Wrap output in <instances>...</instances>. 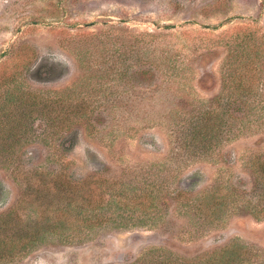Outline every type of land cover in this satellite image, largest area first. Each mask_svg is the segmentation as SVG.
Returning <instances> with one entry per match:
<instances>
[{"label": "rangeland", "instance_id": "obj_1", "mask_svg": "<svg viewBox=\"0 0 264 264\" xmlns=\"http://www.w3.org/2000/svg\"><path fill=\"white\" fill-rule=\"evenodd\" d=\"M247 32L264 38V0H0V128L5 114H25L6 156L22 173L63 164L72 178L123 180L177 168L172 189L224 186L239 196L217 225L169 203L132 218L112 211L111 222L45 238L19 258L0 255V264H130L156 249L191 259L231 243L264 264V67L252 94L223 102L222 63ZM43 92L84 117L50 136L31 119L30 99ZM207 110L237 121L207 155L177 156L185 121ZM18 175L0 165V213L18 197Z\"/></svg>", "mask_w": 264, "mask_h": 264}, {"label": "trees", "instance_id": "obj_2", "mask_svg": "<svg viewBox=\"0 0 264 264\" xmlns=\"http://www.w3.org/2000/svg\"><path fill=\"white\" fill-rule=\"evenodd\" d=\"M263 67L264 38L255 32H247L240 38L235 36L222 63V88L227 94L224 104L241 102L240 94H252L260 81ZM30 101L33 112L31 119H41L50 136L68 132L72 123L85 115L81 109H76L77 105L72 107L71 101L62 95L50 97L44 92L36 93ZM18 115L20 117L15 120L5 114L8 126L0 128V165H14L21 175L17 176L20 190L16 201L0 213L1 256L7 254L19 258L45 238H61L68 233L98 228L111 222V217L118 214L112 211L125 212L126 216L132 218L155 211L162 213L167 208L166 203H169L178 205V211L181 210L184 215L191 213L192 217L205 225H217L230 208L238 206L239 196L224 186H214L196 195L179 188L172 189L173 171L177 168L171 172L169 169H157L138 179H135V174L131 179L124 175L123 180L106 177L101 171L72 178L63 164L55 169L34 167L22 173L20 166L6 157L15 151L22 138L19 131L25 114ZM236 121L227 113L198 111L195 119L185 121L186 134L180 137L176 146L177 156L182 153L193 157L207 155L230 133L228 131ZM261 173L264 175V171ZM261 179L264 181V176ZM248 211L258 220L254 214L256 211ZM254 257L246 246L231 243L191 259L156 249L130 264H256Z\"/></svg>", "mask_w": 264, "mask_h": 264}]
</instances>
